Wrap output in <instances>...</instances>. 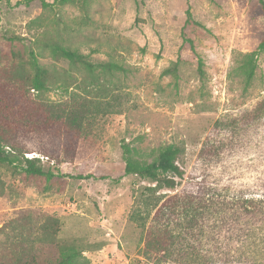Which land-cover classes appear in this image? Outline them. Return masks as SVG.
Segmentation results:
<instances>
[{
	"label": "rangeland",
	"instance_id": "obj_1",
	"mask_svg": "<svg viewBox=\"0 0 264 264\" xmlns=\"http://www.w3.org/2000/svg\"><path fill=\"white\" fill-rule=\"evenodd\" d=\"M10 37L68 91L19 98L8 80ZM263 39L259 0H0V139L52 173L0 165V255L28 251L57 264V247L41 241L44 221L55 216L53 235L75 243L90 264H145L146 232L132 216L150 183L125 176L124 145L148 161L164 146L180 147L186 180L178 190L205 178L264 189V119L252 114L264 98V52L250 87L240 70ZM53 42L124 71L87 90L85 72L52 57ZM176 64V74H163ZM76 101L88 102L89 116L68 132ZM206 142L222 148L220 157L201 158Z\"/></svg>",
	"mask_w": 264,
	"mask_h": 264
},
{
	"label": "trees",
	"instance_id": "obj_2",
	"mask_svg": "<svg viewBox=\"0 0 264 264\" xmlns=\"http://www.w3.org/2000/svg\"><path fill=\"white\" fill-rule=\"evenodd\" d=\"M60 1L67 4L76 0ZM259 1L264 9V0ZM43 6L47 7L48 4L43 2ZM8 40L13 44V65L9 69L8 80L16 85L19 98L26 99L32 90L37 94L50 91L53 87L68 91L69 83L63 78L52 81L33 52L28 61L25 59L24 53L14 45L19 38L10 37ZM187 42L192 44L189 39ZM47 48L53 58L66 61L87 74L90 79L87 90H98L100 87L96 85L100 83L102 75L124 71V67L118 63L93 62L87 55L59 42L49 43ZM260 52H264V39L257 51L245 56L240 67L247 88L256 76ZM200 71L203 72L202 62ZM176 72L177 64L163 74ZM88 109L87 101H76L71 106L66 114L68 132L81 128L89 116ZM252 114L257 121L264 119V98ZM61 118L62 115L54 119L51 117L47 123L52 120L58 123ZM8 148L0 139L1 166H20L28 175L52 176L50 171L46 172L38 166L37 160L19 157ZM123 150L125 176H135L150 183L140 194L143 207L132 216L146 232L141 253L145 264H264V189L258 187L256 191H249L239 187L233 179L224 184L205 178L195 189L178 190L186 180V172L179 162L182 154L180 147L164 146L152 161L143 159L139 151L130 145H124ZM220 150V146L206 142L200 156L211 161L213 157H220ZM263 181V177L258 179L259 183ZM59 223V218L48 216L41 227L42 243L58 249L57 264H90L83 250L75 243L59 241L53 235L51 229ZM0 264L41 262L35 253L23 251L10 257L0 255Z\"/></svg>",
	"mask_w": 264,
	"mask_h": 264
},
{
	"label": "built area",
	"instance_id": "obj_3",
	"mask_svg": "<svg viewBox=\"0 0 264 264\" xmlns=\"http://www.w3.org/2000/svg\"><path fill=\"white\" fill-rule=\"evenodd\" d=\"M30 158H32V157H30Z\"/></svg>",
	"mask_w": 264,
	"mask_h": 264
}]
</instances>
